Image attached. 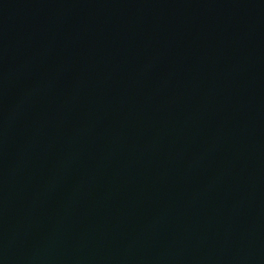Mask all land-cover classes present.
Returning a JSON list of instances; mask_svg holds the SVG:
<instances>
[{
	"label": "water",
	"instance_id": "obj_1",
	"mask_svg": "<svg viewBox=\"0 0 264 264\" xmlns=\"http://www.w3.org/2000/svg\"><path fill=\"white\" fill-rule=\"evenodd\" d=\"M0 264H264V0H0Z\"/></svg>",
	"mask_w": 264,
	"mask_h": 264
}]
</instances>
